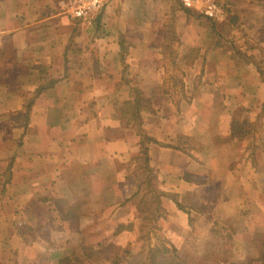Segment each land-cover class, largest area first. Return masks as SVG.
Masks as SVG:
<instances>
[{"label":"crops","instance_id":"0c3cea01","mask_svg":"<svg viewBox=\"0 0 264 264\" xmlns=\"http://www.w3.org/2000/svg\"><path fill=\"white\" fill-rule=\"evenodd\" d=\"M60 1L0 0V264H130L142 250L130 80L153 101L141 114L174 248L163 264L257 256L264 0H220L228 17L215 24L182 0H106L88 20ZM172 62L185 96L166 85Z\"/></svg>","mask_w":264,"mask_h":264},{"label":"trees","instance_id":"16d2710c","mask_svg":"<svg viewBox=\"0 0 264 264\" xmlns=\"http://www.w3.org/2000/svg\"><path fill=\"white\" fill-rule=\"evenodd\" d=\"M213 23L218 20L210 18ZM129 81L128 79H126ZM130 84V82H128ZM131 99L123 108V116L131 123L141 141V158L143 162L139 165L144 174V180L141 182L140 189L145 188V196L143 198V207L141 213L145 223L141 227V235L144 240L143 247L138 256L131 260L130 264H163L162 257L164 254L174 251L169 245V240L161 233V227L158 225V220L164 214V209L161 205V198L164 193L157 187V176L154 169L150 165L149 145L151 142H158L154 137L148 134L143 126L141 112L150 110L154 112L152 98L147 96L145 92L138 86H131ZM151 231H156L155 243L148 242ZM85 255L90 253L85 251ZM82 264V259L77 255H65L61 258L60 264ZM224 264H264V236L258 241V255L251 256L245 260H232Z\"/></svg>","mask_w":264,"mask_h":264},{"label":"built area","instance_id":"2783aa9c","mask_svg":"<svg viewBox=\"0 0 264 264\" xmlns=\"http://www.w3.org/2000/svg\"><path fill=\"white\" fill-rule=\"evenodd\" d=\"M187 8L218 21H225L228 17L227 6L220 0H182ZM106 0H61L62 12L72 19L88 20L95 16L105 5Z\"/></svg>","mask_w":264,"mask_h":264},{"label":"rangeland","instance_id":"374dc122","mask_svg":"<svg viewBox=\"0 0 264 264\" xmlns=\"http://www.w3.org/2000/svg\"><path fill=\"white\" fill-rule=\"evenodd\" d=\"M184 5V4H183ZM186 7V6H185ZM200 14V13H199ZM198 15V14H197ZM202 15H204V14H202ZM204 16H206V15H204ZM207 17V16H206ZM223 22V21H222ZM171 69V74H173V75H171L170 77H167V82H166V85L167 86H169L168 88L169 89H171L174 93H176V94H178V95H186V93L185 92H183V89H182V91H181V87H182V85L184 84L183 83V77L180 75V72H179V65H176V63L175 62H172V64H171V67H170ZM182 72V71H181ZM125 79H129V78H125ZM130 80V79H129ZM131 81V83L134 85V86H137L136 84H134L133 82H132V80H130ZM139 87V86H138ZM146 94V93H145ZM147 95V94H146ZM175 95V94H174ZM148 96V95H147ZM150 97V96H149ZM238 116H239V114H238ZM241 116H243V114L241 115L240 114V117ZM200 127V129L202 130V129H204V127L201 125V126H199ZM264 130H256V132L259 134V138H261V140L262 139H264V132H263ZM264 142V141H263ZM238 143V142H237ZM258 145H260V142H258ZM143 162V159L141 158V160H140V162H139V164H141ZM2 168H5V166H3ZM141 172H143L142 171V169H141ZM145 223V220L143 219V224ZM217 230H219L218 228H217ZM162 231V230H161ZM220 232H221V234L222 235H219V232H218V234H217V236H215L214 238H216V240H217V243H218V245H220V244H222V245H224L225 244V242H228L227 240H225L226 239V236H227V234L229 233V227L226 225V226H224V230H221L220 229ZM162 233V232H161ZM155 234H157V232L156 231H151V233H150V235H149V238H150V240L148 241V242H150V243H155L156 241H157V239L155 238ZM163 234V233H162ZM164 235V234H163ZM215 235H216V233H215ZM165 236V235H164ZM264 235H262V236H259L258 237V239H257V248H258V241L263 237ZM143 239V238H142ZM143 242H144V240H143ZM170 243V242H169ZM80 243H77V245H79ZM82 245L83 244H86L84 241H82V243H81ZM76 244L74 245V249L72 248L71 250H74V252H75V250H76V246H77ZM142 247H143V245H142ZM218 247V246H217ZM81 248H82V251H83V254H84V252L85 251H88L87 249H85L83 246H81ZM140 253V252H139ZM138 253V254H139ZM138 254L137 255H135V256H132V258L130 259V262H131V260H133L136 256H138ZM74 256H75V254H74ZM175 256L177 257L178 255L175 253ZM79 257V256H78ZM176 257H174L175 259H177ZM38 258H39V262H40V264H44V262H45V256H41V255H38ZM82 259V258H81ZM179 260V259H178ZM230 260H232V259H230ZM83 261V260H82ZM170 262H174L173 260H167L166 259V261H165V264H170ZM183 262H185V261H183ZM83 263V262H82ZM75 264H78L77 262L75 263Z\"/></svg>","mask_w":264,"mask_h":264}]
</instances>
